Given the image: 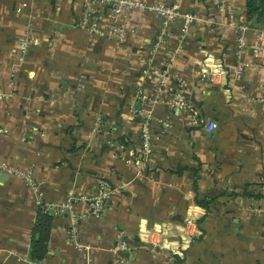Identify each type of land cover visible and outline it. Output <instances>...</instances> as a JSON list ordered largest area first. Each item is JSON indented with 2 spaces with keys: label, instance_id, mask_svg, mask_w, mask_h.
<instances>
[{
  "label": "crops",
  "instance_id": "obj_1",
  "mask_svg": "<svg viewBox=\"0 0 264 264\" xmlns=\"http://www.w3.org/2000/svg\"><path fill=\"white\" fill-rule=\"evenodd\" d=\"M23 1L29 6L19 13ZM170 1L197 20L180 47L171 38L155 52L162 24L152 11H132L121 42L79 27L85 0H0V124L9 129L0 163L31 170L39 183L35 190L0 168V264H264V55H236L247 0H231L233 25L218 18L214 0ZM249 24L247 42L264 44V23ZM26 34L31 45L22 55ZM169 55L189 101L217 123L214 139L188 112L153 100ZM208 55L228 73L201 79ZM135 107L152 108L148 160ZM101 177L114 193L99 218L87 201L77 203L78 242L88 247L78 249L68 216H39L38 198L89 196ZM163 223L187 231L184 252L139 237L150 239ZM119 231L134 246L121 255L126 263L111 251ZM154 237L161 243L163 235Z\"/></svg>",
  "mask_w": 264,
  "mask_h": 264
},
{
  "label": "built area",
  "instance_id": "obj_2",
  "mask_svg": "<svg viewBox=\"0 0 264 264\" xmlns=\"http://www.w3.org/2000/svg\"><path fill=\"white\" fill-rule=\"evenodd\" d=\"M231 0H214L217 8L218 18L227 20L229 25H233L234 11H231ZM29 2L23 1L16 8L17 12H23L28 8ZM134 10L152 11L162 24L161 35L153 44V50L158 52L162 50L163 43H167V39L176 38L179 41V47L183 44L191 33V28L197 20V15L184 11L177 1L157 0L149 2L147 0H85L83 12L79 20V27L93 36L110 37L123 42L128 33L127 18ZM234 18V19H233ZM179 23L178 30L174 31V25ZM250 28L249 20L239 24V36L237 38L236 55L242 57L246 50L252 52L253 55H264V44L259 38L252 43L247 42L246 33ZM31 45L30 35L26 34L19 38V51L22 55L26 54ZM208 55L203 60L200 67V76L203 80H214L217 72L227 74L228 71L222 67V60ZM173 55L168 56L165 61V67L159 73L155 96L156 102H167L176 106L180 110H184L189 114V122L192 126L202 127L214 139L216 136L217 123L205 117L199 109L195 108L189 101L186 94L185 81L173 72ZM244 65H254L253 62L243 63ZM241 75L242 70L236 72ZM143 103H146V97H142ZM263 101V100H262ZM134 113L141 117L140 123V152L141 159L148 160L154 154V135L152 128V108L145 107L134 108ZM9 133V129L0 124V137ZM264 134V127H263ZM0 168L9 173H13L22 177L25 182L33 189H37L38 182L35 179L31 170L14 169L5 162L0 163ZM262 190L264 192V166L262 178ZM114 189L107 178H99L96 190L92 195H80L76 192L69 191L66 197L61 201L46 202L42 197L38 198L39 206H42L46 211L56 215L68 216L70 219V236L78 249H88L87 246L78 242L79 236V216L77 215V203L85 200L88 202L89 214L99 218L102 216L107 207ZM191 224V220L187 219L186 226ZM184 229V228H183ZM154 234L163 235L161 243L155 242ZM186 230L174 226L172 223H163L154 225L148 232L150 239L147 240L139 234L143 241H150L158 247L171 249L174 253H182L188 248L190 239L186 237ZM153 238V239H152ZM176 243L174 247L171 244ZM168 244V246L166 245ZM133 243L129 240L127 234L119 231L116 234V242L111 248V251L118 258L120 263L128 262L126 256H121L123 253H130L133 249ZM86 264H91L87 262Z\"/></svg>",
  "mask_w": 264,
  "mask_h": 264
},
{
  "label": "trees",
  "instance_id": "obj_3",
  "mask_svg": "<svg viewBox=\"0 0 264 264\" xmlns=\"http://www.w3.org/2000/svg\"><path fill=\"white\" fill-rule=\"evenodd\" d=\"M247 20L264 23V0H247ZM199 204L208 207V202L199 201ZM39 216H51L42 206L38 209ZM38 259V256H33Z\"/></svg>",
  "mask_w": 264,
  "mask_h": 264
}]
</instances>
